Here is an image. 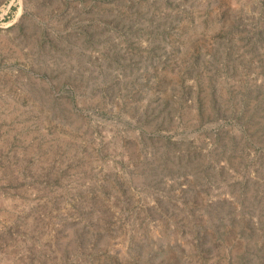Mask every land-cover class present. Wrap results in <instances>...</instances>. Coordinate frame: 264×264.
<instances>
[{"label": "rangeland", "instance_id": "obj_1", "mask_svg": "<svg viewBox=\"0 0 264 264\" xmlns=\"http://www.w3.org/2000/svg\"><path fill=\"white\" fill-rule=\"evenodd\" d=\"M0 264H264V0H0Z\"/></svg>", "mask_w": 264, "mask_h": 264}]
</instances>
